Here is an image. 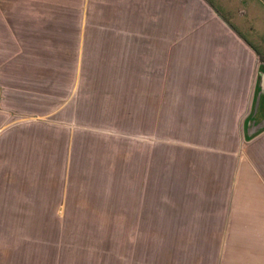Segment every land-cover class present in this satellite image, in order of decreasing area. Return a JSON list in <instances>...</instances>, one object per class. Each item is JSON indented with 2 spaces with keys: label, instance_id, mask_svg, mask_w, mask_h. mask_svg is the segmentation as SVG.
I'll return each instance as SVG.
<instances>
[{
  "label": "rangeland",
  "instance_id": "obj_1",
  "mask_svg": "<svg viewBox=\"0 0 264 264\" xmlns=\"http://www.w3.org/2000/svg\"><path fill=\"white\" fill-rule=\"evenodd\" d=\"M248 74L202 0H0V264L242 250L227 81Z\"/></svg>",
  "mask_w": 264,
  "mask_h": 264
},
{
  "label": "crops",
  "instance_id": "obj_2",
  "mask_svg": "<svg viewBox=\"0 0 264 264\" xmlns=\"http://www.w3.org/2000/svg\"><path fill=\"white\" fill-rule=\"evenodd\" d=\"M202 1L240 42L248 58L249 74L227 81V100L233 101L230 110L237 117L240 134V155L225 227L259 230L258 234L250 230L249 237L236 243L230 236L233 248L242 250L217 252L210 260L212 264H264V77L258 76L264 67V0Z\"/></svg>",
  "mask_w": 264,
  "mask_h": 264
},
{
  "label": "water",
  "instance_id": "obj_3",
  "mask_svg": "<svg viewBox=\"0 0 264 264\" xmlns=\"http://www.w3.org/2000/svg\"><path fill=\"white\" fill-rule=\"evenodd\" d=\"M258 76L260 77H264V67H262V69L259 68L258 70ZM256 105H257V102H256ZM256 105H255V109L256 110Z\"/></svg>",
  "mask_w": 264,
  "mask_h": 264
}]
</instances>
